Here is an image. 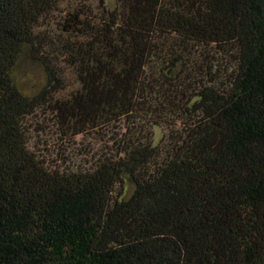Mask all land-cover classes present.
<instances>
[{"label": "trees", "instance_id": "16d2710c", "mask_svg": "<svg viewBox=\"0 0 264 264\" xmlns=\"http://www.w3.org/2000/svg\"><path fill=\"white\" fill-rule=\"evenodd\" d=\"M44 109L108 151L51 166ZM0 264H264V0H0Z\"/></svg>", "mask_w": 264, "mask_h": 264}, {"label": "rangeland", "instance_id": "374dc122", "mask_svg": "<svg viewBox=\"0 0 264 264\" xmlns=\"http://www.w3.org/2000/svg\"><path fill=\"white\" fill-rule=\"evenodd\" d=\"M65 7L66 3L61 6L59 11L55 12L51 28L44 27V31L48 32L57 26ZM22 71L23 88L31 91L33 87L38 89L43 87L45 76L38 66L30 61H25ZM63 80L66 87L64 93L67 94L75 87L73 74L68 71ZM27 126L30 135V148L39 152L51 166L62 165L69 168L89 166L102 151L107 152L112 144L110 141L112 132L107 129L76 136L67 134L48 109L38 110L34 115L28 117Z\"/></svg>", "mask_w": 264, "mask_h": 264}]
</instances>
